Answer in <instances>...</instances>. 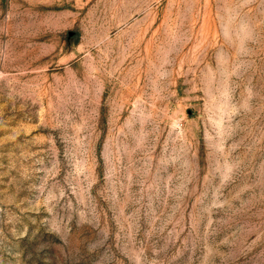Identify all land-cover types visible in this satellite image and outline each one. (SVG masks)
<instances>
[{
  "label": "rangeland",
  "instance_id": "rangeland-1",
  "mask_svg": "<svg viewBox=\"0 0 264 264\" xmlns=\"http://www.w3.org/2000/svg\"><path fill=\"white\" fill-rule=\"evenodd\" d=\"M0 264H264V0H0Z\"/></svg>",
  "mask_w": 264,
  "mask_h": 264
}]
</instances>
